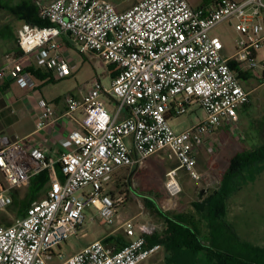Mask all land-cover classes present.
<instances>
[{
	"label": "built area",
	"instance_id": "2783aa9c",
	"mask_svg": "<svg viewBox=\"0 0 264 264\" xmlns=\"http://www.w3.org/2000/svg\"><path fill=\"white\" fill-rule=\"evenodd\" d=\"M38 5L52 25L21 22L17 40L25 56L54 68L56 77H66L73 73L66 39L116 70L109 86L98 76L82 97H64L65 114L78 122L69 134L75 150L54 158L39 144L29 146L27 138L1 137L0 211L12 205L13 189L28 186L43 170L48 171L49 188L25 216L12 225H0V264H48L54 257L64 259L61 264H140L162 248L160 243L148 244V237L159 231L157 223L127 219L123 227L128 242L123 246L98 238L65 258L62 245L79 235L89 207L97 212L90 221L115 223L126 201L112 187L121 168H141L154 154L167 151L180 163L167 171L169 194L182 191L180 169L201 179L198 149L223 122L237 123L238 109L251 100L230 62L244 71H264V58L258 55L264 47V0H216L199 7L189 0H140L125 11L111 0H51ZM226 21L240 34L236 52L228 57L222 53V38L211 33ZM16 61L12 76L22 87H32L34 76ZM6 74L7 68L0 66V76ZM39 104L43 111L37 125L43 128L54 109L45 98ZM196 106L205 117L183 131L174 129L169 118Z\"/></svg>",
	"mask_w": 264,
	"mask_h": 264
},
{
	"label": "rangeland",
	"instance_id": "374dc122",
	"mask_svg": "<svg viewBox=\"0 0 264 264\" xmlns=\"http://www.w3.org/2000/svg\"><path fill=\"white\" fill-rule=\"evenodd\" d=\"M115 4L122 0H111ZM132 2L134 0H127ZM216 0H189L194 7L211 6ZM242 1V0H237ZM10 23L18 28L19 20L8 10L0 9V27ZM13 27V26H12ZM16 28V30H17ZM213 35H218L224 42L222 53L225 57L236 52V45L239 35L235 27L228 24L216 26L212 31ZM13 41L5 39L0 35V52L8 56L9 46ZM264 50V47H263ZM68 61L72 65L73 73L66 77H57L48 83L49 90L53 93H65L80 95L85 93L92 85L96 77H100L107 86L111 84L113 67L106 63L96 53H81L75 47H69ZM264 55V54H263ZM261 54V58L263 56ZM255 77L249 81H243L244 86L251 92V103L243 105L238 109L239 121L237 123L223 122L206 139L204 146L207 150L198 151V170L201 179L196 180L185 170L178 171V178L182 185V191L175 196L169 194L166 182L167 171L171 168V163L177 158L165 151L151 156L147 164L141 168H121L116 171L112 187L114 194L121 193L125 197H132L125 201L115 216L114 224L102 223L99 219L90 221V218L97 215L94 207L87 208V220L82 226L79 235L71 236L63 243L65 258L83 249L92 241L96 240L103 233L113 230L127 219L134 217L138 221H151L162 226V219L153 211V207L147 205L145 197L153 199L164 210L170 212L189 211L193 208L192 202L204 201L207 196L214 192L220 184L224 170L229 166L231 157L244 148H254L260 144L264 135V78L260 69L253 70ZM108 108L113 111L115 106L110 102ZM205 117L204 110L196 106L181 115H174L169 118L174 129L183 131L198 124ZM214 146V147H213ZM212 148V149H211ZM211 149V150H210ZM260 162L255 164L245 174L235 177L238 189L230 193L231 206L229 207L228 219H225L233 226L242 242L264 248V166ZM147 166V167H146ZM263 167V169H262ZM131 179V184L129 183ZM0 180L4 177L0 172ZM243 181V182H242ZM133 186V187H131ZM27 187L18 189L21 197L27 192ZM202 188H207L203 197H199ZM79 191L78 194H82ZM45 192L41 195L43 197ZM40 197V198H41ZM228 197V199H229ZM151 199V200H152ZM227 199V200H228ZM250 199L254 201H250ZM206 202V201H204ZM237 202L238 205L232 203ZM241 205V206H240ZM228 208V205H227ZM209 210H205L203 215L208 218ZM227 214V213H226ZM235 214V217L233 216ZM0 217L5 218L4 222H14L17 214L10 206L6 210L0 211ZM238 217V219H237ZM238 221V222H237ZM237 222V225H236ZM119 232L126 234L122 227ZM252 233V237L246 238L241 233ZM258 240V244L255 240ZM252 246V247H253ZM165 256L164 246L154 255L142 261L140 264H163ZM64 261L58 257L48 259V264H61Z\"/></svg>",
	"mask_w": 264,
	"mask_h": 264
},
{
	"label": "trees",
	"instance_id": "16d2710c",
	"mask_svg": "<svg viewBox=\"0 0 264 264\" xmlns=\"http://www.w3.org/2000/svg\"><path fill=\"white\" fill-rule=\"evenodd\" d=\"M38 1L0 0V8L10 11L20 21L39 26L52 25L49 19L41 16ZM0 35L15 39V33L9 29L8 25L4 30H0ZM65 42L68 47H74L69 40L65 39ZM23 54L21 48L15 49L17 58ZM230 64L243 80L255 76L252 72L241 70L235 61H231ZM30 71L39 76L40 69ZM262 77L264 78V71ZM250 103L251 100L245 105ZM263 161L264 135L262 142L254 148H244L231 157L229 166L222 174L219 187L206 197L204 200L206 202L202 200L192 202L193 208L189 211H164L152 198L151 200L149 196L145 197L147 205L150 204L149 206L153 207L152 210L166 223V232L162 234L158 232L148 237L149 245L160 243L164 246L165 264H264V248L242 242L233 226L225 219L227 199L230 193L238 189L235 177L245 174L255 164ZM171 165V167H178L180 163L176 160ZM57 166L59 168L60 164ZM48 182V171L43 170L31 178L23 197L20 196L19 190L13 192V203L10 208L16 211L17 217L26 215L31 203L46 192ZM129 183L131 184V179ZM127 197L129 199L132 196L128 194ZM127 197H125L126 200ZM205 210H209L207 219L203 215ZM4 219L0 217V224H13V222H4ZM204 222L207 225L206 230L202 225ZM116 240L119 241L118 246H123L128 242V240H120L115 236H109L105 242L106 244L114 243Z\"/></svg>",
	"mask_w": 264,
	"mask_h": 264
},
{
	"label": "crops",
	"instance_id": "0c3cea01",
	"mask_svg": "<svg viewBox=\"0 0 264 264\" xmlns=\"http://www.w3.org/2000/svg\"><path fill=\"white\" fill-rule=\"evenodd\" d=\"M11 1L18 2L19 0H11ZM39 1L42 3H47V2H50L51 0H39ZM138 1L140 0H134L132 2H128L127 0H122L115 5L119 11H125L131 8ZM0 9L6 10L3 8H0ZM17 20L19 19L17 18ZM21 22L22 21L19 20V24L17 26H19ZM263 23H264V10H263ZM222 24H228L234 27L231 21H226V22H223ZM6 25H8L9 29L13 30V32L15 33V39L10 38V37H3L5 39H10L11 42L13 41V44L12 46H9L8 56L0 52V66L7 68L6 76H0V139L1 137H7L10 140H15L17 138H27L28 139L27 144L29 146L39 144L46 150V153L49 157H54V158L60 156V154L64 151L75 150V145L72 142L69 134H70V131L75 126H78V122L74 118H72L70 115L65 114L67 106H66L64 97L67 94L53 93L52 91L49 90L50 87L48 86V83H51L52 80L57 79L55 69L39 66L35 62L33 57H29L27 55L25 56L24 54L17 58V56L15 55V49L19 47L18 41L16 40V37H17L16 28L17 27L15 28V25L6 23L0 27V30H4ZM238 35L240 39V34L238 33ZM64 47L66 49V56L68 57L69 47L66 45V42L64 43ZM236 49H237V45H236ZM261 54L262 55L264 54L263 47L260 49L259 54H258L260 58H261ZM16 60H20L21 62H23L25 71L29 72L32 76H34L35 83L32 87L30 88L22 87L18 79L12 76V70L16 66V63H15L17 62ZM110 65H113L111 66L113 67L112 68L113 72L111 75V80H112L115 74L116 66L114 64H110ZM32 69H40L39 76L34 75V73L30 71ZM254 77L248 80L242 79V81H249L253 79ZM87 91L83 94L76 95V96L82 97L83 95L87 93ZM41 98H45L53 106V109H54V115L47 119L46 121L47 124L43 128H39L37 125L38 121L41 119L42 111H43L39 104V101ZM127 111L128 109L124 108V114H126ZM76 117L78 119H82V114L77 113ZM0 146H1V141H0ZM207 149L208 148L204 146V144H202L200 148L198 149V151L200 150L204 151ZM147 161H146V164H147ZM261 165L264 166V163H262ZM48 188H49V182H48L47 190ZM230 198L231 197H229V199L227 200V205H228V208L226 211L227 219L229 216V207L231 206ZM250 201L252 202L254 200L250 199ZM232 204L238 205L237 202L232 203ZM177 212H181V211H177ZM233 216L235 217V214H233ZM161 221H162V226L161 227L159 226L158 232L162 234L163 232H166V223L163 220ZM237 222H236V225H237ZM202 225H203L204 230H206L207 225H205V222ZM122 227H123V224H120L115 229L103 233L98 238H102L104 239V241H106V239L109 236H115L119 238L120 240H128V237L126 236V234H122L121 232H119V230ZM79 231H82V227L80 228ZM241 234H244L246 238H248L249 236L253 238L252 233L245 232ZM254 240H255V243L258 244V240L257 241L256 239ZM118 242L119 241L116 240V242L108 243V244L118 246ZM62 250H63V245H62ZM163 264H165V262Z\"/></svg>",
	"mask_w": 264,
	"mask_h": 264
},
{
	"label": "water",
	"instance_id": "95a60500",
	"mask_svg": "<svg viewBox=\"0 0 264 264\" xmlns=\"http://www.w3.org/2000/svg\"><path fill=\"white\" fill-rule=\"evenodd\" d=\"M205 192H208V189L207 188H202L200 190V192H199V197L202 198Z\"/></svg>",
	"mask_w": 264,
	"mask_h": 264
}]
</instances>
